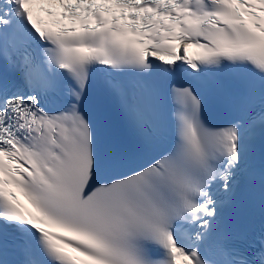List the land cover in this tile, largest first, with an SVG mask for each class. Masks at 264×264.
I'll return each instance as SVG.
<instances>
[{"label": "snow or ice", "instance_id": "obj_1", "mask_svg": "<svg viewBox=\"0 0 264 264\" xmlns=\"http://www.w3.org/2000/svg\"><path fill=\"white\" fill-rule=\"evenodd\" d=\"M0 264H264V0H0Z\"/></svg>", "mask_w": 264, "mask_h": 264}]
</instances>
